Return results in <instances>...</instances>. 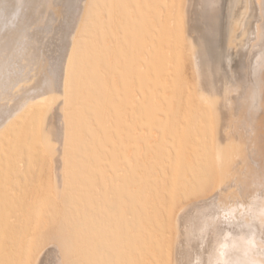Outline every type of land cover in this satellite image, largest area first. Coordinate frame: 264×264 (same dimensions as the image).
I'll return each instance as SVG.
<instances>
[{
  "label": "rangeland",
  "instance_id": "obj_1",
  "mask_svg": "<svg viewBox=\"0 0 264 264\" xmlns=\"http://www.w3.org/2000/svg\"><path fill=\"white\" fill-rule=\"evenodd\" d=\"M87 1L68 54L62 157L56 161L41 140L43 119L34 117L41 107L0 133V264H31L43 247L41 264H173L176 212L209 190L208 177L218 173L206 163L212 115L197 102L193 53L179 34L186 1ZM239 1L197 0L192 11L202 35L197 48L214 58L210 67L201 63L203 82L221 112L222 132L236 139L247 86V62L241 54L234 63L230 48ZM228 197L223 191L220 199ZM208 223L201 218L199 232L209 231ZM244 239L236 236L234 247ZM208 253L201 250L199 261ZM236 254L219 257L258 264L244 250Z\"/></svg>",
  "mask_w": 264,
  "mask_h": 264
},
{
  "label": "bare ground",
  "instance_id": "obj_2",
  "mask_svg": "<svg viewBox=\"0 0 264 264\" xmlns=\"http://www.w3.org/2000/svg\"><path fill=\"white\" fill-rule=\"evenodd\" d=\"M184 1L186 2L181 11L184 24L181 33H178L182 35L187 43L186 46L188 45V49L193 53L190 58H192L191 63L197 81L195 87L197 102L207 106L212 115L211 132L214 146L206 163L218 173L213 177H208L210 175L207 173V177L209 180L212 178L211 183L213 182L211 185L207 180L209 181L207 184L212 187L209 186V190L197 199L182 203L176 212L175 235L170 259L173 264H226V262L228 264L229 261L219 257L220 253L234 259L237 258L238 250H244L255 262L264 264V251L260 244L261 233L264 232V216H262L264 212V109H261L264 108V100L261 99L264 96V0H241L232 15V22L235 25V41L230 47L232 57L235 63L242 54L247 62V68L244 70L247 86L242 92L246 97V105L242 111L244 117L238 124L241 138L237 139L234 134L222 132L219 126L222 120L221 112L212 102L214 98L203 82L201 63H204L203 66L208 64L210 67L214 63V58L203 56L197 48L202 38L200 29L192 18V11L195 9L197 0ZM82 5V0H0V133L6 134L8 126L22 113L23 117L19 118H22L20 120L24 122V114H26L24 112H27L28 108H37L33 115L41 109L39 114L34 116L37 118L41 116L43 119L41 130L44 138H40L45 140L46 148L56 161L62 157L60 151L64 147L62 146L64 136L62 137L61 133L67 132L68 135V131L63 133L67 126H65L64 101L67 78H69L68 54L71 52V45L75 42L74 38H77L75 32L78 28ZM165 35H168L167 32ZM166 39L167 37L164 41ZM185 51L187 53L188 50L185 49ZM219 59L221 60V57ZM256 108L260 110L254 111ZM238 143L245 145L247 154L240 153ZM227 151L231 153V157L225 155ZM224 158H229V161H225ZM244 161L247 162L246 173L242 179H238L235 175L240 163ZM52 163L54 164V161ZM53 164L52 167L56 166V163ZM196 166H202V164L196 163ZM202 174H200L201 177H203ZM223 191H227L229 196L227 201L220 199ZM200 199L205 200L204 205L195 208L192 203ZM201 218L208 219L211 228L209 231L199 232L197 227ZM241 233L245 234V239L240 247H234L235 238ZM216 238L219 241L214 243L213 239ZM45 248L48 247H43L40 253L31 259V264H41ZM201 250H209V253L205 255L208 261H199ZM60 264L65 263L60 262Z\"/></svg>",
  "mask_w": 264,
  "mask_h": 264
},
{
  "label": "snow or ice",
  "instance_id": "obj_3",
  "mask_svg": "<svg viewBox=\"0 0 264 264\" xmlns=\"http://www.w3.org/2000/svg\"><path fill=\"white\" fill-rule=\"evenodd\" d=\"M262 216H264V212H262ZM260 244H261L262 251H264V232L261 233ZM226 264H227V262H226Z\"/></svg>",
  "mask_w": 264,
  "mask_h": 264
}]
</instances>
